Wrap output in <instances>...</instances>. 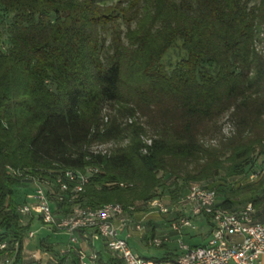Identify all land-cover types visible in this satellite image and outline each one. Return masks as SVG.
<instances>
[{
	"label": "trees",
	"instance_id": "trees-1",
	"mask_svg": "<svg viewBox=\"0 0 264 264\" xmlns=\"http://www.w3.org/2000/svg\"><path fill=\"white\" fill-rule=\"evenodd\" d=\"M251 3L0 0V29L8 38V48H0V229L5 235L23 239L30 227L17 212L24 197L18 200L13 188L23 181L8 167L53 180L66 168L93 166L98 171L78 203L96 207L155 198L162 185L159 172L174 178L185 172V182H197L219 170L227 177L241 175L259 158L264 165V53L258 48L264 0ZM175 47L181 55L168 66L165 57ZM108 103L118 105L121 117L144 115L146 124L121 126L120 116H111L102 130ZM224 115L234 134L209 148L202 137ZM125 135L129 144L110 155L85 149L90 140ZM188 163H195L193 171L186 170ZM260 171L244 188L222 185L218 204L240 210L234 199L249 190L257 219L264 221V167Z\"/></svg>",
	"mask_w": 264,
	"mask_h": 264
},
{
	"label": "built area",
	"instance_id": "built-area-1",
	"mask_svg": "<svg viewBox=\"0 0 264 264\" xmlns=\"http://www.w3.org/2000/svg\"><path fill=\"white\" fill-rule=\"evenodd\" d=\"M98 169L84 171L66 168L53 180L8 167L12 176L32 185L17 206L24 225L30 227L23 239L6 236L0 229V264H262L264 255V221L257 219L256 208L248 203L240 210L220 206L217 191L202 183H193L180 203L190 206V215L179 214L171 221L172 230L181 233L193 227V218L203 217L210 225L205 244L188 245L180 240V251L172 257L158 259L135 252L128 238L133 232L147 231L145 218H139L135 204L110 202L92 207L81 205L85 186ZM124 186V184H121ZM70 205L65 211L66 205ZM146 208L169 213L159 198L144 201ZM264 213V211H263ZM35 220L51 234L65 235L64 242L40 237L38 246L28 250L27 242L36 238L31 230ZM167 236L147 238L151 245H165Z\"/></svg>",
	"mask_w": 264,
	"mask_h": 264
},
{
	"label": "rangeland",
	"instance_id": "rangeland-1",
	"mask_svg": "<svg viewBox=\"0 0 264 264\" xmlns=\"http://www.w3.org/2000/svg\"><path fill=\"white\" fill-rule=\"evenodd\" d=\"M100 4L104 6L115 5L118 0H97ZM260 0H252L251 4H259ZM120 28L124 31L126 30V25L120 21ZM135 27V23H133V28ZM261 33L260 38H262L263 42H261L258 46L260 50L264 53V16L262 23L260 25ZM108 35V39H109ZM7 35L4 33L2 29H0V48L2 50H6L8 48V40ZM126 42V40H125ZM181 55V50L178 47H175L169 51V53L165 57V62L168 66L175 64L176 60ZM118 105L116 103H108L106 104L103 110V126L102 130H105V127L110 124L111 116H120L118 117V123L121 126H125L127 123L132 124L137 120L139 122L146 124V117L142 114H138V116H125L117 113ZM214 131L210 134H207L202 137V141L209 148H214L220 146L222 142H224L227 138L234 134V126L230 119H228V115H224L218 122L213 125ZM152 132V131H151ZM144 142L149 143V139L145 136H142ZM130 138L120 137V138H111V139H96L90 140L86 145L85 149L93 154H101V155H110L113 151H115L119 147H125L129 144ZM203 160L199 162V164H203ZM195 167V163L186 164V170L193 171ZM264 165L262 164V158H259L254 165H250V163L245 165L244 173L241 175H235L232 177H227L225 175L224 170H219L215 173V175L209 179L197 181L199 183H203L205 185L211 186L216 189L218 201L223 199V191L222 185L230 183L235 185V187L239 184L241 188L246 187V185L250 182H253L260 178V174ZM26 171L25 169H21ZM185 172L181 175L180 178H174L168 173L159 172L158 177L161 180V186L157 188L155 192V198H159L165 206L170 208L169 213H161L158 209L146 208L144 206V200H134V204L139 209V218H145L147 221L145 225L147 226V231H139L133 232V235L128 238L130 246L132 249L145 257L158 258L163 259L167 257H172L180 251V240H183L185 244L188 245H201L205 244L208 240L210 233V225L208 221L201 217L193 218V227H189L183 229L181 233L175 232L172 230L171 221L175 219V217L179 214L190 215L191 210L190 206L186 204H181V199L186 196L191 185L196 183L185 182L183 180ZM185 182V183H184ZM178 185H182L181 190L178 192L176 188ZM32 185L29 183H17L13 188L15 192V196L18 200L24 197V195L31 191ZM245 190V191H244ZM253 195L249 190L242 189V192L234 199L235 208L242 209L248 203L252 202ZM263 205V204H262ZM261 204H258L257 207H261ZM41 222L39 220H35L32 224L31 230H34L37 234L36 238L32 240H28L27 248L28 250L35 247V243L38 238L41 236H47V239H53L55 241L64 242L66 239L65 235L61 234H51L48 229L41 228ZM154 230V234L157 237L167 236L168 239L165 242V245L158 247L155 245H151L147 242V238L151 236L150 231Z\"/></svg>",
	"mask_w": 264,
	"mask_h": 264
},
{
	"label": "crops",
	"instance_id": "crops-1",
	"mask_svg": "<svg viewBox=\"0 0 264 264\" xmlns=\"http://www.w3.org/2000/svg\"><path fill=\"white\" fill-rule=\"evenodd\" d=\"M41 237H44V235L41 236ZM39 240H40V237L38 238L37 242L35 243V246H38V244H39V242H40ZM47 240H48V239H47ZM50 241H55V240L50 239ZM48 264H52V262H49ZM262 264H264V255L262 256Z\"/></svg>",
	"mask_w": 264,
	"mask_h": 264
}]
</instances>
